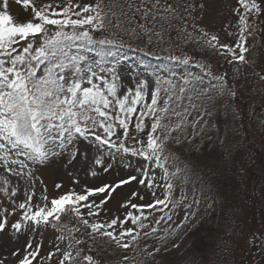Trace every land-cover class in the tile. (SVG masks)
<instances>
[{
	"label": "snow or ice",
	"instance_id": "1",
	"mask_svg": "<svg viewBox=\"0 0 264 264\" xmlns=\"http://www.w3.org/2000/svg\"><path fill=\"white\" fill-rule=\"evenodd\" d=\"M15 6L24 11L14 13ZM218 12L217 0H0V193L11 205L10 211L0 207V236L17 245L10 250V264H41L43 245L36 234L50 226L59 235L47 260L99 264L84 254L85 245L89 251L105 245L127 251L138 247L141 238L157 234V226L171 222L178 208L183 207L184 219L176 228L195 218L208 199L198 186L205 181L193 178L172 146L203 139L206 129L216 127L218 102L225 96L235 98L237 91L227 86V73L214 75L210 70L179 77L154 71L153 87L150 66L143 62L133 66L137 71L132 84L122 78L128 73L118 66L128 58L118 50L143 37L149 45L153 37L154 46L171 44L175 33L176 41L196 40L229 64L250 66L249 38L264 24V0H236L230 7L235 23L224 25L223 31L233 43L210 31ZM168 59L192 62L189 56ZM259 79L264 81V75ZM42 169L63 170L81 190L74 187L49 200L45 187L37 198L36 184L43 181L36 177ZM113 171L115 179L102 178ZM89 178L100 179L89 184ZM133 183L144 192L120 193L123 217L101 219L105 205ZM55 188L59 193L63 184L55 183ZM66 215L79 226L63 224ZM150 217L154 224L145 223ZM158 239L160 247L144 249L153 260L162 248L169 251L168 236ZM257 239L264 237L253 234L247 242L252 245ZM129 259L122 257L124 262ZM0 264H9L8 256L0 258Z\"/></svg>",
	"mask_w": 264,
	"mask_h": 264
},
{
	"label": "rangeland",
	"instance_id": "2",
	"mask_svg": "<svg viewBox=\"0 0 264 264\" xmlns=\"http://www.w3.org/2000/svg\"><path fill=\"white\" fill-rule=\"evenodd\" d=\"M44 3H61V0H43ZM75 2V0H74ZM83 3H89L90 0H82ZM94 2V0H91ZM236 0H217V8L219 9L218 14L215 16L214 23L210 26V31L213 33H218L221 39L226 43H233L234 39L232 37H227L226 33L223 31L224 25L229 23H235L234 17L230 14V7L234 6ZM14 13L17 11L23 12L21 6H15L13 9ZM264 21V17L260 18ZM258 34L260 35L263 42V50L259 58V70L261 75H264V24L259 25ZM173 43L163 44L160 46L155 45V37H153V45H149L147 42V37H143L142 40L130 41L132 47H126L118 50V54L121 57H127L126 61H122L119 65L120 71L127 72L128 75L122 77L123 79L130 80V83L134 84V80L130 78L137 71L134 65H138L143 62L144 65L149 67L148 78L153 81V87H155L154 81L155 76L150 75L151 72H158L162 77L171 76L172 72L180 75L191 74L193 76L203 75L204 71L210 70L214 75H223L227 73V86L233 88L231 83V78L229 73L222 68V64L219 60L221 55L216 54L207 45L203 43H198L196 40L189 42L176 41L175 33H172ZM165 39H168V34H165ZM144 49V51H140ZM141 53L144 55L143 60L141 57L135 53ZM145 52H151L155 55H146ZM207 52L208 56H205ZM174 55L183 58L184 56H189L192 58V62L188 65L178 63L176 61L169 60L168 57ZM213 56V57H211ZM223 58V56L221 57ZM198 65H204L205 68L202 70ZM142 70V69H141ZM208 77H205V83H208ZM127 84L125 88H127ZM235 99H229L225 96L217 104L218 111L213 116V122L216 127L206 129L205 136L203 139L198 137L193 144H188L186 141L182 145H173L175 153L181 158L182 161L188 163L193 171L194 179H203L205 183L200 185L203 187L205 192L211 189L215 190L213 195L208 194V199L201 203L197 210V215L200 222L204 224L205 231L201 234L205 238V242H208L212 247L211 250L205 254L206 257H202L199 253L187 254L186 261L182 264H252L253 256L252 253L254 244L249 245L247 242V237L253 236V234L261 235V218L257 207L253 204L249 195L244 194L240 191L238 194L229 195V187L224 186L217 181L210 180L208 176H202L200 171L208 172L211 168L204 161L196 160L198 157L209 153L210 150L213 151V155L222 156L231 149H235L239 144H241V131L239 130V125L237 118L235 116ZM211 136V139L207 137ZM199 155V156H198ZM183 166V165H181ZM220 168L221 165H219ZM219 168V167H218ZM205 170V171H204ZM79 177L83 183L85 180V175L83 171L79 172ZM105 180H113L116 178V172L113 171L111 175L103 176ZM100 178L93 181L89 178L88 183H98ZM37 181L42 180L43 184H36V197L40 198L46 187V195L49 200L56 197L59 194L69 191L74 188L76 191H80V186H75L72 183V177H70L63 170L53 171L50 169H42L36 177ZM15 183V181H13ZM55 183H62L63 188L58 193L55 188ZM237 188L240 189L237 184ZM243 189V188H242ZM226 190V192H225ZM231 190V189H230ZM132 191H140L142 194L144 190L139 187V185L133 183L128 186L121 188L115 197L105 205L104 212L101 219H109L119 215L121 218L124 215L125 209L120 208V203L123 201L124 197L120 193L128 194ZM223 192V195L221 193ZM189 195H191V185L188 188ZM179 189L176 190V196L179 197ZM211 197V198H210ZM138 202V201H134ZM211 204V207L208 205ZM7 206L9 211L11 210V205L8 204L7 198L0 193V207ZM71 217V215H67ZM66 216V217H67ZM195 216V217H196ZM70 218V219H71ZM14 220L15 217H12ZM184 219V209L183 207L178 208L174 215V224H178ZM194 219V218H193ZM74 221L75 219H71ZM192 220V219H191ZM68 221V220H67ZM76 222V221H75ZM162 222L158 226H162ZM79 225L76 224V227ZM127 227V225H126ZM185 233L180 230H174V234L168 239L167 247H169L168 252H164L163 248L160 253V257H169L182 254L190 246V239L184 235ZM243 234V235H241ZM59 235L53 227H48L47 229H41L39 233L36 234V240L42 243V248L40 250L41 264H57L56 257L51 260H47V255L49 252H55V247L58 241L56 237ZM150 238H148L149 240ZM91 244V241L88 242ZM144 243L145 240H144ZM171 244H177L179 247L172 248ZM148 245H144L147 247ZM17 245L8 242L6 236H0V258L8 256L9 264L11 262L10 250H14ZM134 248V247H133ZM131 248V249H133ZM98 251L113 254L115 250L114 247H98ZM208 256V258H207ZM129 261L124 262L122 259L116 261V264H130Z\"/></svg>",
	"mask_w": 264,
	"mask_h": 264
},
{
	"label": "trees",
	"instance_id": "3",
	"mask_svg": "<svg viewBox=\"0 0 264 264\" xmlns=\"http://www.w3.org/2000/svg\"><path fill=\"white\" fill-rule=\"evenodd\" d=\"M249 45L251 51L246 55L250 60V66L229 64L224 57L219 58L222 68L229 73L232 86L237 91V96L234 98L235 116L239 130L242 133V142L235 149L228 151L231 152L230 157L226 154L224 157L213 155V151L210 150L209 153L198 157L196 160L204 161L210 165L211 168H206L208 172L204 170L205 172L200 171L199 173H202V176H208L210 180L228 186L229 195L231 193L235 196L240 191L249 195L260 214V237H264V81L259 79L261 75L259 58L263 50V42L258 32L254 39L249 38ZM135 53L138 57H141L140 61L143 60V54ZM204 55L208 56L207 52ZM237 68H240L241 72H237ZM237 184L240 189L237 188ZM215 190L217 188L211 191L207 190V193L212 196ZM221 193L223 195L222 191ZM159 215L160 213H156L157 218ZM66 216L62 217L61 222L69 227L76 226L75 220H71L73 217ZM145 223L154 224V218L150 217L149 221H145ZM175 226L173 216L171 222L157 226L158 233L149 240L141 238L138 247L134 246L133 249L127 251L115 250L111 254L101 252L102 250L98 251L97 248L89 251L88 246L85 245L84 254L93 255L94 259L99 261V264H116L117 259L120 260L125 255L132 259L130 264H182L186 261L187 254L189 255L190 252L193 254L199 253L202 257H206L205 254L211 250L212 246L205 242L204 236L201 235L205 231V227L200 222L199 217L196 216L190 222H185V225L181 228ZM127 227H133V225L128 224ZM174 230L185 233L184 235L190 239L189 248L180 255L162 258L160 252L156 254L155 260L149 258L144 249L147 248L148 251H153L156 247H160L162 242L158 237L168 236L169 239L174 234ZM168 233L172 234L168 235ZM75 235L80 237V233H75ZM144 240L146 243H144ZM144 245L148 246L144 247ZM251 254H254L252 264H264V239L256 240Z\"/></svg>",
	"mask_w": 264,
	"mask_h": 264
}]
</instances>
